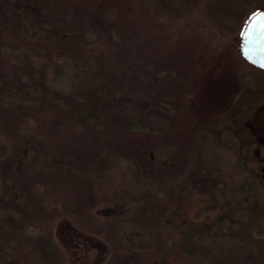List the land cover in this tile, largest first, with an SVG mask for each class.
Wrapping results in <instances>:
<instances>
[{
  "label": "rangeland",
  "instance_id": "obj_1",
  "mask_svg": "<svg viewBox=\"0 0 264 264\" xmlns=\"http://www.w3.org/2000/svg\"><path fill=\"white\" fill-rule=\"evenodd\" d=\"M234 9L251 18L264 10V0H0L2 86L28 82L29 94L61 106L57 115L18 121V138L0 127L6 136L0 138V218L15 234L13 261L118 264L119 254L139 244L144 225L163 222L172 233L190 220L167 194L168 183L193 190L202 179L208 190L216 178H228L236 198L220 212H201L208 220L225 217L211 236H218L215 253L201 261L262 264L248 233L264 239V72L241 58L246 26L239 32ZM74 45L88 60L74 64L54 55L63 65L56 72L50 56L37 52ZM83 66L103 69L109 81L92 85ZM117 72L127 79H115ZM228 78L234 91L218 108L206 107ZM75 111L88 117L85 124L69 120ZM121 111L133 114L123 121L127 129L114 125ZM198 133L206 137L203 147L194 145ZM99 135L115 158L98 155ZM194 147L215 168L209 180L191 178ZM160 148L172 153L166 167L142 160V150L149 156ZM54 156L97 168L99 192L50 184L43 168ZM111 167L117 170L110 178ZM33 200L40 206L28 211ZM53 208L59 215L52 224Z\"/></svg>",
  "mask_w": 264,
  "mask_h": 264
},
{
  "label": "trees",
  "instance_id": "obj_2",
  "mask_svg": "<svg viewBox=\"0 0 264 264\" xmlns=\"http://www.w3.org/2000/svg\"><path fill=\"white\" fill-rule=\"evenodd\" d=\"M233 14L237 18L235 24H237L239 32H242L250 17L244 13L241 14L240 11L236 9H234ZM57 30L59 32L60 29ZM239 39L240 37L237 38L238 43ZM53 44V42H50L49 45ZM1 51L2 50L0 49V59L2 54ZM37 52L42 53L46 57L50 56V63L55 66L54 69H52L54 70V72H56L55 70L63 66L62 64L58 65L54 61V58L52 57L54 55L60 57V59H63L64 62L68 58L71 62L73 61L74 64L78 63L77 59H80L84 64L89 58L88 56H83L79 46L77 45H74V47L65 48L63 52L57 49H50L47 53H43L40 50ZM249 66L254 71H261L262 73L264 72L252 67L251 65ZM81 68L85 69V78L91 79L89 82L92 85L98 83L100 79H104L103 82L109 81L107 74L103 69H98L97 67L91 70L89 66H83ZM91 72L94 74L92 78ZM121 78L127 79V75L123 74L122 72H117L115 75V79ZM231 82L233 83V81H230V78L222 82V84L220 85L221 87L214 90V96H212L211 98L212 101H208L206 107H211L212 109L218 108L221 105V102H223V99L225 98L226 100L230 92L234 91L233 88H228ZM123 86V84L118 85L119 88ZM29 87L30 85L28 82H21L11 87H3L2 82L0 81V111H2L0 112V127L1 129L5 130L6 136L11 137L12 139L18 138V121H29L32 119L41 120V118L45 119L51 114L57 115L61 109V106L59 105L60 100H55L56 102L49 101L45 97L29 94ZM85 105L86 104H84L83 106L86 109ZM198 109H201V104L198 105ZM3 111H5L7 114ZM101 115L104 116V113H102ZM120 115L121 119L119 123H116L114 125L115 127H117V129H127V126L123 123V121L125 119L133 117V114H128L127 111H121ZM72 118L75 120L83 118L84 124L88 120L87 116H80L79 111H75L74 117H69V120ZM70 124H73V122H71ZM160 128L164 130L165 126L160 125ZM148 131L151 130L148 129ZM6 136H2L0 134V138L5 139ZM97 141H99V143L97 144V149L99 151L98 155L104 152L106 154V160L111 159L113 155L111 152H107L108 150L104 145L105 140L102 139L101 135L98 136ZM205 141V135L198 133L195 137L194 145L203 147L205 145ZM200 152H202V148L197 147H194L190 152L189 156L192 159V162L195 163L194 168L191 169V178L202 176L204 180H209L211 179V174L214 173L215 168L205 165V160H202ZM146 153L147 149L142 150L143 161H150L151 163H153L156 159H158L161 163V167L167 166L166 161L172 154L171 151L163 150L161 148L158 149L156 153L154 151H151L149 153V156H147ZM3 154L4 153L0 152V157ZM89 169L88 167L84 166L72 167L70 165H65L63 162L59 161L57 157L54 156L52 160H48L47 162H45L43 168V176L52 185H65L75 188L78 191H80V189H85L87 186H90L94 192L98 193V188L100 187L98 182V179H100L99 171L97 168H95V170L92 168ZM115 170H117L116 167H111L109 171L107 169V173L110 178L114 175ZM262 171L264 172V168H262ZM230 178L232 180L235 179L233 175ZM197 182V186L193 190L186 189L182 181L176 183H168L169 189L167 194L171 196V199L173 201L178 203L179 210L181 212L185 211L186 217H190V220L184 219L183 227L174 230L173 228H170L172 233L166 231V225L163 222H158L154 225H144L143 229L141 230L140 238L138 239L139 244L129 248L128 254H124L122 256L119 254V260L117 261L118 264H124L127 261L128 262L126 264H191L192 261H196L192 264H203L205 261L201 260L207 259L211 254L215 253L217 249L215 247V245L217 244L215 243V241H217L218 236L214 235L212 239L211 236L214 232H219V230L222 228V221L225 219V217L220 215L218 216V218L208 220L205 216L201 215V212L206 215L207 212L222 211V209L225 207L224 204H230V200L235 197V193L233 191L234 187L232 184H230L231 180L228 178L222 179V181L216 178L213 181L211 188L208 190L204 188L205 183L204 181H202V179L201 183L198 184ZM239 186L237 188V192H241L240 196H242L243 189ZM216 188L218 189V193H216ZM95 195L96 194H94V196ZM92 197L93 196L89 197V199ZM25 198V194H20L21 200H24ZM21 200L19 202L23 204ZM38 206H40L39 201L33 200L32 203L29 202L27 204V210L29 211L35 208H39ZM74 213L76 215H80V213L82 212L75 210ZM58 215V208L51 209L49 218L52 224L55 223L54 221L56 220V217ZM85 215L88 214L85 213ZM165 220H168V218H166ZM4 222L5 220L0 218V264H18V261L12 260L13 256L9 251L11 244L13 243V238H15V234L10 227H6ZM248 236H250L252 240L257 242L256 245L260 247V257L263 260L261 262L262 264H264V250H262L264 249L262 248L264 247V239H259L258 237L253 236L252 232H249ZM168 242L171 246H167Z\"/></svg>",
  "mask_w": 264,
  "mask_h": 264
},
{
  "label": "water",
  "instance_id": "obj_3",
  "mask_svg": "<svg viewBox=\"0 0 264 264\" xmlns=\"http://www.w3.org/2000/svg\"><path fill=\"white\" fill-rule=\"evenodd\" d=\"M257 14H264V10L255 13L248 21L240 39L239 52L242 59L252 67L264 71V38L261 37L259 25L251 38L247 36V28Z\"/></svg>",
  "mask_w": 264,
  "mask_h": 264
},
{
  "label": "snow or ice",
  "instance_id": "obj_4",
  "mask_svg": "<svg viewBox=\"0 0 264 264\" xmlns=\"http://www.w3.org/2000/svg\"><path fill=\"white\" fill-rule=\"evenodd\" d=\"M257 25H259V31L261 37L264 38V14H257L248 25L247 36L251 38L252 34L256 31Z\"/></svg>",
  "mask_w": 264,
  "mask_h": 264
}]
</instances>
